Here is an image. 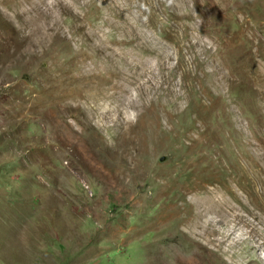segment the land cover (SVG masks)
Listing matches in <instances>:
<instances>
[{
    "label": "rangeland",
    "instance_id": "obj_1",
    "mask_svg": "<svg viewBox=\"0 0 264 264\" xmlns=\"http://www.w3.org/2000/svg\"><path fill=\"white\" fill-rule=\"evenodd\" d=\"M0 264H264V0H0Z\"/></svg>",
    "mask_w": 264,
    "mask_h": 264
}]
</instances>
